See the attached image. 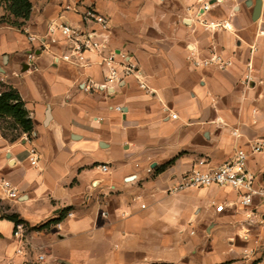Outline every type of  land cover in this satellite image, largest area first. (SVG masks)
Returning a JSON list of instances; mask_svg holds the SVG:
<instances>
[{
    "label": "crops",
    "instance_id": "0c3cea01",
    "mask_svg": "<svg viewBox=\"0 0 264 264\" xmlns=\"http://www.w3.org/2000/svg\"><path fill=\"white\" fill-rule=\"evenodd\" d=\"M30 2L18 25L0 24V80L32 120L30 142L0 132V182L18 193L0 198V264H264L263 200L242 206L216 184L174 189L238 147L264 179V145L252 151L264 142V0L256 19L254 0H78L74 11ZM85 6L109 17L106 46L64 59L68 44L48 26L98 30L82 20ZM110 51L128 56L147 88L134 76L103 87ZM211 54L229 63L193 65Z\"/></svg>",
    "mask_w": 264,
    "mask_h": 264
},
{
    "label": "built area",
    "instance_id": "2783aa9c",
    "mask_svg": "<svg viewBox=\"0 0 264 264\" xmlns=\"http://www.w3.org/2000/svg\"><path fill=\"white\" fill-rule=\"evenodd\" d=\"M78 0H65L62 4L63 10H78ZM207 4H203V8L206 9ZM81 17L83 21H92L97 24L98 30H82L68 22L59 21L52 23L48 26V32L53 33L58 30L68 44V51L62 54L64 59H70L72 56L79 60L85 58V52L89 50L99 51L106 46L107 31L110 26V19L107 15L98 12L91 6H85L81 11ZM203 24L207 26H217L218 23H212L211 21H203ZM264 34V31H261ZM27 40L33 41L34 36L27 34ZM49 42L55 41V37H50ZM43 45H46L41 40ZM103 63L107 67V73L105 74L104 80L101 83L103 87L111 85L113 83L122 80L127 76H134L139 80V85L143 88H147L144 81L140 80L139 68L137 65L124 54H119L114 51L108 52L103 57ZM229 62L223 61L220 56L211 54L209 57L201 59H193V65H208L217 64L220 67H224ZM115 109L120 110V106H115ZM171 117H175L172 113ZM30 142V138L25 136ZM264 142L258 140L252 145V151H259L263 148ZM27 159L31 165H35L38 160V151L32 144L27 149ZM247 152L238 147L234 150L233 156L218 166L210 169L193 168L190 171L183 173L176 186L175 190L187 188V187H200L209 186L216 184L218 186H227L237 192V201L242 206H248L252 203L255 197L260 198L264 201V179L258 180L256 174L247 168L246 165ZM200 164L202 161L199 162ZM99 168L101 171H106L107 166L100 164ZM0 192L7 199H15L18 197L16 187L8 180L4 179L0 182ZM222 204L215 206L216 210H221ZM70 213H68L69 215ZM21 223L16 225V229L13 231L14 235L20 234ZM23 245L16 249L20 252ZM249 253H253L254 249H249ZM43 255L39 254L37 259H42ZM264 258V254H263Z\"/></svg>",
    "mask_w": 264,
    "mask_h": 264
},
{
    "label": "trees",
    "instance_id": "16d2710c",
    "mask_svg": "<svg viewBox=\"0 0 264 264\" xmlns=\"http://www.w3.org/2000/svg\"><path fill=\"white\" fill-rule=\"evenodd\" d=\"M3 4L8 11L7 14L0 15V24L7 22L10 24L18 25V18L26 19L28 17L31 2L30 0H0V5ZM32 130V120L29 116L24 103L20 98L18 91L9 84L0 80V132L9 139L14 140L19 137L23 132L30 137ZM68 209H63L58 218L52 220L57 221L61 219ZM6 218L11 219L16 226L23 221L13 213L4 214ZM46 224L39 225L42 227ZM151 264H166V263H151Z\"/></svg>",
    "mask_w": 264,
    "mask_h": 264
},
{
    "label": "water",
    "instance_id": "95a60500",
    "mask_svg": "<svg viewBox=\"0 0 264 264\" xmlns=\"http://www.w3.org/2000/svg\"><path fill=\"white\" fill-rule=\"evenodd\" d=\"M248 3H251V1H248ZM261 4H262V0H254L252 6V13H251L252 19H256L259 16L261 10ZM0 198H4V195L1 192H0Z\"/></svg>",
    "mask_w": 264,
    "mask_h": 264
},
{
    "label": "rangeland",
    "instance_id": "374dc122",
    "mask_svg": "<svg viewBox=\"0 0 264 264\" xmlns=\"http://www.w3.org/2000/svg\"><path fill=\"white\" fill-rule=\"evenodd\" d=\"M3 7H4V5L3 4H1ZM4 206V204H2V203H0V207L2 208ZM33 264H36V263H33ZM40 264V263H39Z\"/></svg>",
    "mask_w": 264,
    "mask_h": 264
}]
</instances>
